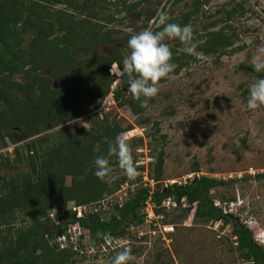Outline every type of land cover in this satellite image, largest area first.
I'll return each mask as SVG.
<instances>
[{
    "label": "trees",
    "instance_id": "1",
    "mask_svg": "<svg viewBox=\"0 0 264 264\" xmlns=\"http://www.w3.org/2000/svg\"><path fill=\"white\" fill-rule=\"evenodd\" d=\"M130 1L0 0L2 146L6 145V138L17 143L19 139L35 137L76 120L85 115L88 107H97L95 102L104 99L109 93L113 94L114 101L120 107L127 105L134 115L143 114L141 101L134 99L128 91V77L121 78L112 90L115 76L108 71L92 75L99 66L109 69L119 64L122 68L126 57L123 49L116 50L110 57L92 56L82 63L73 59V55L80 51L88 54L101 45H116L124 40L114 39V31L108 30V27L123 19V14L134 11L145 0L136 3ZM181 1L176 0L174 3ZM209 2L194 0L191 11L168 22L176 23L180 20L181 26L189 25L190 20L198 16ZM156 11L157 7L153 12ZM218 12L224 13L225 25L217 31L207 32L206 39L197 43L196 50L204 55H224L239 39L230 22L245 15L243 5L235 4L230 10L223 7ZM153 18L151 15L147 19L151 21ZM217 24L218 21H215L205 27L207 29ZM157 30L155 28L154 31ZM240 50L243 47L233 49L232 52ZM172 52L176 74L196 61L194 55L175 50ZM43 70L51 71L52 76L40 77L38 73ZM16 75L23 76L25 83L16 81ZM52 83H56V86ZM150 122L151 119L145 118L141 124L147 125ZM153 126L150 129L152 133L147 135L152 141L161 132L159 123ZM19 128L21 131L16 130ZM132 128V125L123 127L108 117L103 121L93 118L88 131L77 127L74 135L63 132L53 139L28 142L22 148H15L13 161L10 157L3 160L5 165L25 162L30 171H18L11 176L0 175V264H74L76 251L70 247L61 249L57 242L52 244L47 236L57 237L58 232L63 234L68 229L69 222H78L90 232L93 243L97 245L105 241L97 236L98 232L110 233L113 239L122 237L132 224L144 223L147 217L145 209L150 202L155 214L161 217L164 213L162 204L167 199L176 203V207L189 206L183 209V218L189 216L195 205L196 221L232 223L237 240L236 250L241 253L244 261L247 264H264V248L254 241L251 229L244 224L234 223L233 219L237 218L215 202L212 191L228 186L229 183L200 176L184 184L162 186L165 150H160L150 165L149 177L155 183L154 188L144 182L139 186L140 178H137V182L130 181L136 185L134 190L129 191V197L123 203L112 206L110 216L103 217L97 206L93 209L89 207V204L101 202L128 184L127 176L116 181L97 178L94 174V160L103 155L109 159L113 170L118 167L117 157L109 156L105 140L115 142L120 133H126ZM161 138L164 140L165 136ZM97 143L101 144L99 152L93 151ZM143 144L144 138L134 140L136 146ZM68 178L71 179L70 184L67 183ZM257 178L264 179V173ZM225 200L234 202L236 198L232 196ZM70 202L77 206H88L92 211L78 219L68 205ZM54 209L57 210V222L50 219ZM18 211L20 215H16ZM20 217L23 222L30 217L31 225L16 228Z\"/></svg>",
    "mask_w": 264,
    "mask_h": 264
},
{
    "label": "rangeland",
    "instance_id": "2",
    "mask_svg": "<svg viewBox=\"0 0 264 264\" xmlns=\"http://www.w3.org/2000/svg\"><path fill=\"white\" fill-rule=\"evenodd\" d=\"M138 1L142 0L130 2ZM175 1L145 0L134 11L123 14V19L108 27V30L114 31V39L123 38L122 42L101 45L88 54L80 51L73 55V59L82 63L92 56L110 57L118 49H123L127 56L128 40L132 34L149 27L155 30L153 21L158 10L163 9L171 22L193 9L194 0H182L178 4ZM238 3L243 5L246 13L230 22L239 36L235 45L221 56L215 53L204 55L196 50L197 43L206 39L207 32L217 31L225 25L224 13H219L218 10L223 7L230 10ZM156 7L157 11L154 13ZM151 15L154 18L148 21L147 18ZM215 21H218L216 26H207L206 29L205 25ZM180 22L176 21L178 24ZM189 25L194 36L192 46L202 54V58L194 55L195 62H191L178 74L172 73L170 78L162 80L158 95L147 100L141 116L134 115L127 105L120 107L110 99L109 93L104 99L95 102L97 107H88L85 115L67 124L35 137L19 139L17 144L6 138V145L1 147L0 144V175L11 176L18 171H30L25 162L4 164L3 160L7 157L13 161L17 145L22 148L28 142L53 139L63 132L74 135L77 127L88 131L93 118L103 121L108 117L110 121L120 123L123 127H133L126 132V139L131 144L140 173L137 177L140 178L139 186L144 182L150 183L154 188L155 183L149 177L150 165L155 161L153 157L160 150H165L162 186L184 184L200 176L228 182V186L212 191L215 202L237 218L233 219L234 223L244 224L251 229L254 241L264 248V179L257 178L264 173V107L255 111L247 107L251 85L264 78V72H256L252 68L253 58L264 50V0H210L203 6L201 13L190 20ZM166 43L172 51L189 54L186 51L189 45L178 39L167 40ZM238 47H243V50L232 52ZM114 65L109 69L99 66L92 73L98 75L108 71L115 76L112 90L121 81L117 77L121 65ZM38 75L45 78L52 76L51 71L46 70L40 71ZM14 79L25 83V78L21 75H16ZM52 85L56 86V83ZM145 118L151 119V122L142 125L141 121ZM155 123L160 124L161 132L152 141L147 135L152 133L150 129H153ZM16 130L21 131L20 128ZM163 136L164 140L161 138ZM139 138H144V144L134 145V140ZM122 177L126 175L116 167L109 180L116 181ZM137 178L134 182L138 181ZM231 180L235 182H230ZM70 181L68 178L67 183L70 184ZM130 181L133 180H128V184H124L101 202L89 204V207L93 209L97 206L103 217L110 216L112 206L123 203L129 197V191L134 190L136 185H132ZM232 196L236 198L234 202L225 200ZM71 203L73 202L68 205L71 206ZM183 203L187 204L186 201ZM150 204L153 206L151 202ZM162 207L164 213L161 217L154 212V217L150 218L145 212L147 217L144 223L132 224L122 237H114L111 242L100 241L97 245L93 243L86 228L76 222H69L68 228L73 229L74 225H78L75 239L79 240L75 243L70 239L68 243L70 249L76 251L74 264H111L117 252L124 247L135 251L130 264H247L236 250L237 240L232 223L196 221L195 205L189 216L183 218V209L189 206H170L169 199L163 202ZM56 213L57 210L54 209L50 215V219L55 222L58 220ZM16 215H20V211ZM21 218L18 219L16 228L31 225L30 217L26 218V222ZM47 239L52 243L58 241L59 237L47 236Z\"/></svg>",
    "mask_w": 264,
    "mask_h": 264
},
{
    "label": "clouds",
    "instance_id": "3",
    "mask_svg": "<svg viewBox=\"0 0 264 264\" xmlns=\"http://www.w3.org/2000/svg\"><path fill=\"white\" fill-rule=\"evenodd\" d=\"M168 21V15L163 9H160L153 21L157 31H153L149 27L131 35L128 40L129 54L123 59V67L119 69L117 74L120 78L128 77V91L134 99L141 101V107H146L147 100L158 95L160 82L170 78L176 68V64L173 62V52L166 43L167 40L178 39L180 42L189 45L186 48L189 54L202 58V54L196 52L195 47L192 46L194 36L191 26H181L178 23H169ZM252 63L256 72H264V50H261V54L253 58ZM247 107L253 111L264 107V78L258 79L251 85ZM126 136L127 133L122 132L116 137L115 142L107 140L105 142L108 145L109 156L115 155L118 167L123 170L129 180H135L140 173L134 161L131 144ZM17 147L18 145L15 148ZM100 150L101 144L97 143L93 151L99 152ZM94 163L96 166L94 174L97 178L101 180L111 178L113 167L108 158L103 155L97 156ZM59 234L61 232H58ZM97 236L102 237L106 242L112 240L110 233L98 232ZM133 259L131 248L124 247L117 252L111 264H130Z\"/></svg>",
    "mask_w": 264,
    "mask_h": 264
},
{
    "label": "built area",
    "instance_id": "4",
    "mask_svg": "<svg viewBox=\"0 0 264 264\" xmlns=\"http://www.w3.org/2000/svg\"><path fill=\"white\" fill-rule=\"evenodd\" d=\"M110 99H113V94L111 93V96H110ZM169 203H170V206H174L176 207V203L172 202L170 199H169ZM72 205L70 206V208L73 210L74 213H76V218H84L88 212H90V209L88 206H77L75 205L74 203H71ZM149 207H146V213L149 215L150 218H153L154 217V206H151L150 203L147 204ZM79 225V223H77ZM78 225H72L73 226V229L72 228H68L63 234H59L57 235V239L58 241H55L57 242L59 245H60V248L61 249H66V248H69V241L70 239L77 243V241L79 239H75V235H76V230L78 228ZM80 234L78 235V237L80 238ZM81 239V238H80ZM75 240V241H74ZM116 242V241H115ZM54 243V241L52 242V244Z\"/></svg>",
    "mask_w": 264,
    "mask_h": 264
}]
</instances>
